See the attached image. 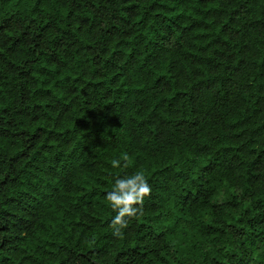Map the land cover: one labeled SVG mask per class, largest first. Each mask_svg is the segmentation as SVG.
I'll return each instance as SVG.
<instances>
[{"label": "trees", "instance_id": "1", "mask_svg": "<svg viewBox=\"0 0 264 264\" xmlns=\"http://www.w3.org/2000/svg\"><path fill=\"white\" fill-rule=\"evenodd\" d=\"M0 264H264V0H0Z\"/></svg>", "mask_w": 264, "mask_h": 264}, {"label": "clouds", "instance_id": "2", "mask_svg": "<svg viewBox=\"0 0 264 264\" xmlns=\"http://www.w3.org/2000/svg\"><path fill=\"white\" fill-rule=\"evenodd\" d=\"M117 166L118 162L114 161L113 167ZM149 192L150 187L141 171L114 177L111 190L105 194L108 206L115 213L110 222L114 235H119L128 219L137 215Z\"/></svg>", "mask_w": 264, "mask_h": 264}]
</instances>
